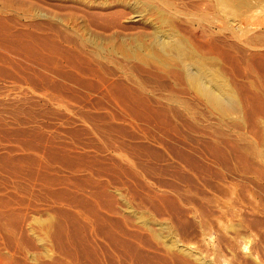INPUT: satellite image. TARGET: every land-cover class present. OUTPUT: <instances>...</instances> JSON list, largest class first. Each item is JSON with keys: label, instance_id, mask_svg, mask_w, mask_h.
<instances>
[{"label": "rangeland", "instance_id": "rangeland-1", "mask_svg": "<svg viewBox=\"0 0 264 264\" xmlns=\"http://www.w3.org/2000/svg\"><path fill=\"white\" fill-rule=\"evenodd\" d=\"M227 1L0 0V264H264V9Z\"/></svg>", "mask_w": 264, "mask_h": 264}, {"label": "bare ground", "instance_id": "bare-ground-1", "mask_svg": "<svg viewBox=\"0 0 264 264\" xmlns=\"http://www.w3.org/2000/svg\"><path fill=\"white\" fill-rule=\"evenodd\" d=\"M224 2H225V0H223ZM230 1V0H229ZM229 1H227V2H229ZM237 2L239 1V0H236ZM236 1L234 0L233 1V3H235L236 4ZM244 1V0H243ZM143 2V1H142ZM231 2V1H230ZM257 2L259 3L258 5H257V9H255V11H258L259 12V10H260V12L259 13H261L262 12V10L264 9L263 7V5H264V0H257ZM128 3V2H127ZM151 3V2H150ZM211 3V2H210ZM238 3H241V1L240 2H238ZM237 3V4H238ZM245 3L247 4V5H245L244 3V6H249L248 4H250L249 2H248V0H245ZM142 4V3H141ZM156 4V3H155ZM160 4V3H159ZM165 4V3H164ZM171 4V3H170ZM173 4V3H172ZM216 4V3H215ZM226 4V3H225ZM228 4V3H227ZM154 5V4H153ZM195 5H196V3H195ZM209 5V4H208ZM222 5H223V2H222ZM229 5H231V3L229 4ZM229 5H225V7L226 6H229ZM238 5H240V4H238ZM238 5H234L236 8L238 7L239 8V6ZM241 5H242V3H241ZM253 5V4H252ZM146 6V5H145ZM170 6L171 5H169V8H170ZM173 6V5H172ZM171 6V7H172ZM243 6V5H242ZM243 6V7H244ZM251 6V5H250ZM247 7V9H251L252 7ZM255 6L256 5H254V8H255ZM143 7H144V5H143ZM143 7H141V8H143ZM219 7H220V5H219ZM234 7V8H235ZM235 8V9H236ZM164 9V8H163ZM163 9H162V13L164 12L163 11ZM171 9H173V8H171ZM198 9V8H197ZM243 9V8H242ZM241 9V10H242ZM245 9V8H244ZM246 9V10H247ZM151 10V9H150ZM223 10V9H222ZM240 10V11H241ZM249 10H247V11H249ZM153 11V10H152ZM227 11H228V9H227ZM253 10H251V12H252ZM147 12V11H146ZM264 12V11H263ZM153 13V12H152ZM223 13V12H222ZM228 13V12H227ZM226 13V14H227ZM156 14V13H155ZM161 13H159V15H160ZM194 14V13H193ZM245 14V13H244ZM248 16L247 17H249L250 16V13L248 12V13H246ZM253 14V13H252ZM251 14V15H252ZM263 15V14H262ZM163 16V18L162 17H160V18H162V19H166V17H165V15L163 14L162 15ZM213 16V15H212ZM216 16V15H215ZM253 16V15H252ZM252 16H251V18H248V21L250 20V23H251V20H252ZM243 17H244V15H243ZM219 18V17H218ZM242 18V17H241ZM241 18L240 17H238L237 15H236V18L234 19L235 20V25L238 27L239 25H240V22H241ZM245 18V17H244ZM262 18V17H261ZM264 18V17H263ZM262 18V19H263ZM164 19V21H162V23L163 22H165L166 23V20L168 19H166L165 20ZM243 19V18H242ZM253 19H255V18H253ZM204 20V19H203ZM244 20V19H243ZM247 20V18L245 19V21ZM264 20V19H263ZM149 21V20H148ZM171 21V20H170ZM179 21V20H178ZM247 21V22H248ZM254 21V20H253ZM256 21V20H255ZM247 22L245 23V22H243V23H245V24H247ZM261 22H263V21H261ZM260 21L258 22H256V23H261ZM154 23V22H153ZM160 23V22H159ZM178 23V22H177ZM204 23V22H203ZM242 23V24H243ZM264 23V22H263ZM173 24V23H172ZM210 24V23H209ZM171 25V24H170ZM175 25V24H174ZM208 25V24H207ZM234 25V27H236ZM244 25V24H243ZM251 25V24H250ZM159 26V25H158ZM212 26V25H211ZM232 26V25H231ZM245 26H247V25H245ZM161 27V26H160ZM260 27L262 28V26L260 25ZM240 28H242L243 29V26H241ZM156 29H157V26H156ZM249 29V28H248ZM163 30V29H162ZM162 30L160 31V28H159V31L158 30H156V31H158V32H156L157 34H156V36H155V38H156V41H155V44H154V46L152 47V49H154V48H158V50H159V48H160V52L163 54H167V53H169V51L171 50V51H173V50H176V53L178 54H176L177 56H179L180 58H181V60L183 59V61L185 62V64L183 63V61H181V63L183 64V66L185 65V67H184V69H185V72L187 73V76H186V78H188V80L194 85V87L196 86L197 87V89H199L198 91H201V93L203 94V97H205V98H207V99H209V102H211V103H213L214 105H216L217 107H219L220 109H222V111L223 110H225V109H227V108H230V107H233L234 105H235V101H233V100H231L229 97H228V95H227V92H226V89H224V88H227V86H222V84H221V80H219L218 78H217V76H216V74L215 73H213L214 71H213V69H215V68H211L210 66H207V67H210V69H212L211 71L208 69V68H206V66H205V62L203 63V61H205V60H203V58H202V56L199 54L200 52V50L198 51V50H196V49H194L193 47H195V46H193V47H190L187 43V45L186 44H184L182 41H180L179 39V41L177 40V41H172V36L174 37V33L176 34V32L174 31V33L171 35V34H163V32H162ZM238 30H239V27H238ZM165 31V30H164ZM167 31H170V33L171 32H173V31H171V30H167ZM212 31V30H211ZM249 31V30H248ZM263 32V31H262ZM249 33V32H248ZM264 34V33H263ZM126 35V34H125ZM140 35V34H139ZM175 36H177V34L175 35ZM262 36V35H261ZM146 37V36H145ZM153 37V36H152ZM147 38V37H146ZM150 38V37H149ZM237 38V37H236ZM239 38V37H238ZM141 39H142V37H141ZM120 40V39H119ZM134 40H136V39H134ZM176 40V39H175ZM182 40V39H181ZM254 40V39H253ZM261 40V39H260ZM262 40L264 41V39L262 38ZM261 40V41H262ZM125 41V40H124ZM123 41V42H124ZM141 41V40H140ZM184 41V40H183ZM251 42V41H250ZM106 43V42H105ZM139 43V42H138ZM142 43V42H141ZM197 43V42H196ZM247 43V42H246ZM254 43V42H253ZM107 44V43H106ZM120 44V43H119ZM112 45V44H111ZM121 45V44H120ZM119 45V46H120ZM124 45V44H123ZM197 45V44H196ZM119 46H117V47H119ZM121 47V46H120ZM120 47H119V49H120ZM140 47L141 48H143L144 46L142 45V44H140ZM146 47V46H145ZM147 48V47H146ZM262 48L264 49V42H263V45H262ZM107 50V49H106ZM147 50H148V48H147ZM120 51V50H119ZM149 51V50H148ZM151 51V52H150ZM149 52L150 53H152V51L153 50H150ZM155 51V50H154ZM157 51V50H156ZM112 52V51H111ZM138 52H139V50H138ZM199 52V53H198ZM172 53V52H171ZM111 54V53H110ZM136 54V53H135ZM139 54V53H138ZM138 54H137V56H138ZM153 54H155V55H153V56H155V57H157V54L154 52ZM115 55V54H114ZM131 55V54H130ZM141 55V54H140ZM171 56H172V54H170ZM173 55H175V54H173ZM210 55V54H209ZM259 55V54H258ZM126 56V55H125ZM133 56V55H132ZM136 55H135V58L137 57ZM159 56V55H158ZM161 56H166V55H160V57ZM217 56V55H216ZM139 57V56H138ZM173 57V56H172ZM175 57V56H174ZM204 57V56H203ZM260 57H261V60L259 61V59L257 60V61H259L258 63H255L254 65H251L249 68H250V71H252V66H256L257 68L259 67L260 69V71H261V77L264 79V53L263 54H261L260 55ZM259 57V58H260ZM139 58H141V57H139ZM177 58V57H176ZM205 58V57H204ZM109 59V58H108ZM160 59V58H159ZM168 59V58H167ZM171 60H172V58H170ZM178 59V58H177ZM206 59V58H205ZM163 60V59H162ZM200 60V61H199ZM256 60V58L254 59V61ZM178 61V60H177ZM244 61V60H243ZM250 61V60H249ZM253 61V62H254ZM155 62V61H154ZM196 62L197 63H201L202 64V66L200 65V66H196ZM251 62V61H250ZM179 63V62H178ZM181 64V65H182ZM206 64H207V61H206ZM252 64V63H251ZM208 65H211V64H209L208 63ZM180 66V65H179ZM212 66V65H211ZM255 67V68H256ZM217 69V68H216ZM254 69V68H253ZM167 70V69H166ZM182 70V69H181ZM213 71V72H212ZM216 71V70H215ZM257 71V70H256ZM182 72V71H181ZM253 72V71H252ZM252 72H250V73H252ZM255 72V71H254ZM253 72V73H254ZM171 73V72H170ZM255 74V73H254ZM254 74H252V75H254ZM179 75V74H178ZM260 75V74H259ZM220 77V76H219ZM251 77V76H250ZM224 78V77H223ZM260 78V76H258V74L256 73V75H254V79L253 80H251V82H249L250 83V85H254V87H255V84H257V81H258V79ZM181 80H182V78H181ZM223 80H225V79H223ZM180 81V80H179ZM189 81H187V82H189ZM258 82H260V81H258ZM225 83V82H224ZM262 83V82H261ZM184 84V83H183ZM258 84H260V83H258ZM224 87V88H223ZM236 88V87H235ZM228 89V88H227ZM229 92H231V91H229ZM202 97V98H203ZM262 98V97H261ZM143 100V99H142ZM231 109V108H230ZM237 109V108H236ZM231 112H232V110H231ZM50 218V217H49ZM42 228V227H41ZM189 256V255H188Z\"/></svg>", "mask_w": 264, "mask_h": 264}]
</instances>
